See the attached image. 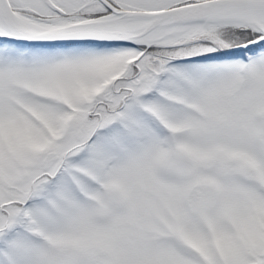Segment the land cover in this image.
Instances as JSON below:
<instances>
[{"label": "snow or ice", "instance_id": "6c2138e0", "mask_svg": "<svg viewBox=\"0 0 264 264\" xmlns=\"http://www.w3.org/2000/svg\"><path fill=\"white\" fill-rule=\"evenodd\" d=\"M0 264H264V0H0Z\"/></svg>", "mask_w": 264, "mask_h": 264}]
</instances>
